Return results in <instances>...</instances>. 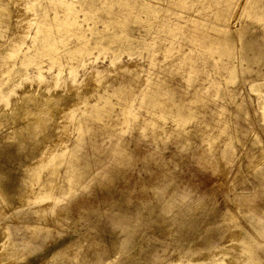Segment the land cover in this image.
<instances>
[{"label": "rangeland", "instance_id": "1", "mask_svg": "<svg viewBox=\"0 0 264 264\" xmlns=\"http://www.w3.org/2000/svg\"><path fill=\"white\" fill-rule=\"evenodd\" d=\"M0 264H264V0H0Z\"/></svg>", "mask_w": 264, "mask_h": 264}, {"label": "bare ground", "instance_id": "2", "mask_svg": "<svg viewBox=\"0 0 264 264\" xmlns=\"http://www.w3.org/2000/svg\"><path fill=\"white\" fill-rule=\"evenodd\" d=\"M47 35H45L46 37ZM46 44L51 46V44H49L47 41H46ZM47 105V104H46ZM51 105V104H50ZM50 105H47V106H42L40 105V107H38L35 111L29 113V117H30V124L31 123H35L36 122V119L38 118H41L43 114H49L50 110L52 107H50ZM42 106V108H41ZM44 107V108H43ZM42 114V115H41ZM56 157V156H55ZM52 160V159H51ZM261 161V160H260ZM49 162V161H48ZM75 175H83V172L81 169L77 168V171H76V174Z\"/></svg>", "mask_w": 264, "mask_h": 264}]
</instances>
